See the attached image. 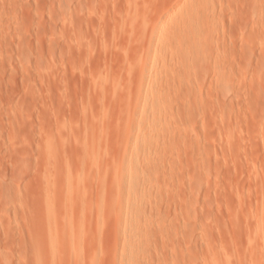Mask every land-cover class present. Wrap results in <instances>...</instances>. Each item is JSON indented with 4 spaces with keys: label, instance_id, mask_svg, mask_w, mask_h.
Returning <instances> with one entry per match:
<instances>
[{
    "label": "rangeland",
    "instance_id": "obj_1",
    "mask_svg": "<svg viewBox=\"0 0 264 264\" xmlns=\"http://www.w3.org/2000/svg\"><path fill=\"white\" fill-rule=\"evenodd\" d=\"M254 1L0 0V264H173L175 256L179 264H264V0H256L257 6ZM188 15L193 22L185 20ZM190 36L199 44L209 38L220 43L208 40L215 44L211 53L199 51L194 59L189 54V63L199 56L198 66L231 58V65L227 60L221 65L231 66L230 75L222 74L229 84L220 78L218 61V69L197 67L186 77L200 90L198 108L211 112L199 110L196 129L199 133L203 125V134L213 131V139L198 138L197 152L175 138L160 145L154 142L163 132L155 126L143 129L132 156L121 157L125 122L113 124L120 106L140 101L132 118L151 117L157 93L136 85L142 81L151 87L161 77L168 78L160 88L178 97L171 79L177 69L173 49L182 43L185 49ZM174 41L181 43L175 47ZM208 41L198 50H208ZM167 50L175 53L172 61ZM149 56L154 58L150 69L138 74L142 58ZM105 82L116 95L105 94ZM224 83L230 90L226 94L222 88L223 95ZM98 86L105 96L98 97ZM167 97L158 105L175 108L186 101ZM221 103L229 113L219 111L226 109ZM203 113L212 116L210 129ZM227 113L229 125L223 122ZM108 125H113L112 138ZM99 127L105 137L95 142L92 134ZM201 130L197 137L202 138ZM90 135L94 141L86 139ZM68 188H76L78 198ZM141 190L152 191L159 216L145 213L126 225L122 216L133 208L130 197ZM43 198L46 208L47 201L54 204H48L53 215ZM77 201L88 203L87 213ZM71 205L73 211L84 208L72 215ZM152 225L158 228L153 251H128L125 234L134 236L138 227ZM164 238V246L177 250L167 252Z\"/></svg>",
    "mask_w": 264,
    "mask_h": 264
},
{
    "label": "bare ground",
    "instance_id": "obj_2",
    "mask_svg": "<svg viewBox=\"0 0 264 264\" xmlns=\"http://www.w3.org/2000/svg\"><path fill=\"white\" fill-rule=\"evenodd\" d=\"M215 3L217 2V1H220V0H213ZM256 1V0H255ZM254 1V3H255V6H257V4L258 3H260V1L258 2V0H257V2H255ZM264 2V1H263ZM254 3H253V5H254ZM216 4H218V2L216 3ZM215 5V4H214ZM214 5H211V6H214ZM219 5V4H218ZM252 5V6H253ZM260 5L261 4H259L258 5V7H257V9L260 7ZM210 6V7H211ZM216 6V5H215ZM251 6V7H252ZM209 8V7H208ZM216 8H218V6L216 7ZM216 8L215 7H212V8H210V9H208L210 12V17H213L215 14V11L214 10H216ZM260 8H262V6L260 7ZM219 9V8H218ZM211 10H213L214 11V13H213V11H211ZM203 11H205V10H203ZM201 12L200 11V16L202 15L201 13H203L204 15H205V12ZM259 12L260 11H262L261 9L260 10H258ZM197 13V12H196ZM196 13H194L196 16V18H198V13L196 14ZM212 13V14H211ZM219 13V12H218ZM261 13V15H262V12H260ZM193 14V15H194ZM214 14V15H213ZM193 15H191V17L193 16ZM211 15H213V16H211ZM218 15V14H217ZM216 15V16H217ZM260 16V15H259ZM190 16L188 15V17L185 19V20H189L190 18H189ZM194 17V20H197L196 18ZM218 17V16H217ZM189 18V19H188ZM215 18V17H214ZM219 18V17H218ZM213 19V18H212ZM217 19V18H216ZM260 19V18H259ZM191 20H192V22H193V18L192 19H190V22H191ZM219 20H221L220 18L219 19H217V21H219ZM215 21V20H214ZM217 21H215L216 22V24H218L219 22H217ZM189 22V23H190ZM212 22H213V20H212ZM183 25H187L186 23L185 24H183ZM183 25H182V28H183ZM173 32H171V34H172ZM224 33V32H223ZM172 35H174V34H172ZM200 36V35H199ZM197 38V39H196ZM173 39V38H172ZM174 39H175V37H174ZM186 39V38H185ZM199 38L198 37H196V36H190V38H189V40H187L186 39V42H184V43H186L185 45L187 46H185V49H182L183 48V43H182V45H180V47H177V45L178 44H180L181 43V41L176 45V42H175V45H173V42H171L172 44H171V47L172 46H175V47H177V49H173L174 51H175V53H177L176 54V60L174 59V58H172L171 56H173V54H174V56H175V53H173L172 54V52H174V51H172V52H170L171 50H172V48L170 49V51L169 50H167V52L169 53V56L171 57V61L173 60L174 62V64L177 66V67H174L176 70H175V72H173V74H171V79H172V81L174 82V83H176V88H175V95H177L178 97H176V96H173V95H170V94H168V92H171V91H168V92H166V91H164V90H162L160 87L163 85V83L164 82H166L165 80L168 78V77H166V78H160V79H156L154 82H153V84H152V86L151 87H149V86H146V85H143L142 86V81H139V82H137V85H136V88H138V89H142V90H145L146 92L147 91H152L153 92V90L157 93V100H156V102H157V104H155V102H152V104H151V110L153 111V114H152V116L151 117H149L148 119H139V118H132V117H134V116H136L135 114H136V112L138 111V108H137V106H139V102L140 101H135L134 103H133V105H131V103H130V101H128L126 104L124 103V104H122L120 107H122L123 109H121L122 111H119L118 113H119V117H118V114H116V116H115V119L113 120V119H110L108 122H109V124L111 123V121L113 120V121H115V123H113V124H117L116 122L117 121H120V122H125L124 123V127L126 128V131L127 132H124V133H126L125 134V138L123 137V139L124 140H122L123 141V149L121 150V157H127V158H129L130 156H132L133 155V153H134V149L137 147V145H138V143H139V137L142 135V133L144 132V131H146V130H149V129H152L153 127H155V126H158V128H160L161 129V131L163 132L162 133V135L161 136H159V137H157L156 138V141L154 142V143H158V144H164L166 141H168V140H170V138H175L178 142H182V143H184V145L186 146V147H188L190 150H194V147H195V149L197 148V144L198 143H202V142H198L199 140H198V138H200L201 140L203 139V143H204V140L205 141H207L206 140V138L208 139V137L210 138V141H211V138L213 137V134H211V132H213V131H209L210 133H208V134H211L210 136H207L208 134L207 133H205L204 132V134H203V125H202V127H201V124H200V130H201V128H202V130H201V134H203V136H202V138H201V136L200 137H197V133H198V131H197V129H199V127L197 126L198 125V123L202 120L201 118H199V116H201L202 114V111H204V113H206L207 112V110L205 111V109L204 110H202L203 109V107H205V106H203L202 107V111L200 110V108L201 107H199L198 108V106H200L201 104H199V102L201 101V98H200V96L201 95H199L198 93L200 92V90H199V92L197 91V89H195L196 87L194 86V84H193V86H192V84H190V82H188L187 80H186V77H188V75L189 74H193L194 73V71H195V69L197 68V67H202V66H204V68H201L202 70L203 69H206L205 67H208L209 66V68L211 69V65H213V61H211V60H209L208 58H206V60H205V62H204V60H203V62L204 63H206V62H208L207 60H209V62L208 63H206L207 64V66L205 65V64H203V65H200V66H198V62L200 61H202L201 60V58L202 57H200L199 56V58L198 59H200V60H198V62H195V60H194V62H193V60H192V62H190L189 63V61L191 60H188L189 58H191L192 56H193V59H194V56L195 55H193L194 53L195 54H197V52H199V51H201L200 53H198L199 55H201L202 53H203V51H206V52H209V53H211L210 52V49L212 48V46H214V45H212V44H210L209 45V41L208 40H206V41H208L207 43H206V46L208 45V47H209V51L208 50H205V48H207V47H205V46H203V47H205V48H203V47H199V50H198V48H197V46H198V44L200 43V41L198 40ZM213 39V38H212ZM216 39H218V38H216ZM214 40V39H213ZM219 40V39H218ZM198 41V42H197ZM205 41V42H206ZM219 41H221V40H219ZM224 41V40H223ZM223 41L221 42V44L223 43ZM228 41H229V39H228ZM205 42H202L201 44H199L200 46H202V45H205L204 43ZM211 43L212 42H218V41H210ZM225 42V41H224ZM218 43H220V42H218ZM216 45H218V44H216ZM224 45H226V42L225 43H223L221 46H224ZM210 46H211V48H210ZM218 47V46H217ZM187 48V49H186ZM223 48V47H222ZM217 49V48H216ZM216 49L214 50V51H216ZM224 49V48H223ZM178 50V51H177ZM185 50V51H184ZM198 50V51H197ZM219 50V49H218ZM187 52V53H186ZM168 53H166V54H168ZM192 55V56H190L189 58H187V56L188 55ZM173 56V57H174ZM198 56V55H197ZM202 56H203V54H202ZM221 58H223V56H220ZM220 57H219V59H220ZM226 58L227 57H229V56H225ZM196 58V57H195ZM218 58V57H217ZM217 58H216V60H217ZM226 58H224V60L226 59ZM205 59V58H204ZM210 59H212L211 57H210ZM218 59V60H219ZM188 60V61H187ZM217 60V61H218ZM222 60V61H221ZM220 61H218V62H221V64H220V73L219 74H221V77L220 78H222L223 77V72H225V73H228L229 75H230V73H229V71L231 70V66H227V68L228 67H230L227 71H226V69L224 70V68L222 69V67H221V65H222V63H223V59H221ZM227 60V59H226ZM225 60V61H226ZM228 60H230L231 61V58H228ZM228 60L226 61L227 63H229V65H231V62H228ZM142 61H143V66L138 70V74H144V73H146L149 69H150V66L153 64V62H154V58L152 57V56H149V57H144V58H142ZM210 61H211V64H210ZM217 61H215L216 63H217ZM224 61V63H225V65H228V64H226V62ZM213 62V63H212ZM216 63H215V65H213V66H217L216 65ZM224 63H223V66H224ZM173 64V65H174ZM202 64V63H201ZM174 65V66H175ZM212 66V67H213ZM219 67L217 66V69H218ZM201 69H199V71L201 72ZM209 69V70H210ZM214 69V68H213ZM209 70H206V71H209ZM215 70H216V68H215ZM221 70H222V73H221ZM219 71V70H218ZM202 72H204L205 73V70L204 71H202ZM214 72V70H212V74H214L213 73ZM217 72V71H216ZM231 72V71H230ZM208 73V72H207ZM206 73V74H207ZM212 74L210 75V73H209V75L212 77ZM215 74H218V72L217 73H215ZM218 74V75H219ZM185 75H187V76H185ZM208 74H207V76H209ZM217 75V76H218ZM227 75V74H226ZM184 77H185V79H184ZM226 77H228V79L230 78L228 75L226 76ZM215 79H218L217 77H216V75H215V77H214ZM212 79V78H211ZM210 80V79H209ZM220 80V79H219ZM223 80H225V78L223 77ZM222 80V81H223ZM211 81V80H210ZM226 81H228V82H226ZM107 82V81H106ZM105 82V83H106ZM224 82H226L227 84H229V80H225ZM108 83V82H107ZM103 84V86H107L106 87V91L104 90V92H105V94H106V92L108 93L109 91H113L114 89L112 88V89H110V90H108L107 91V88H108V84ZM97 84V83H96ZM100 84V83H99ZM102 84V83H101ZM227 84H223V85H225V86H222L221 87V91H219V92H221L223 95H224V93H226V92H228L227 91V89L228 90H230V88H228L229 86H227ZM92 85H93V83H92ZM94 85H95V83H94ZM93 85V86H94ZM200 86V85H199ZM198 86V87H199ZM101 87V86H100ZM109 87H110V84H109ZM98 88V90H99V92L98 93H100V95L98 94V97L100 96V97H102V96H105V94H104V92H103V94L104 95H102L101 96V92H100V90H102V89H99V86L97 87ZM200 88V87H199ZM222 88L224 89L223 91H224V93L222 92ZM109 89V88H108ZM93 90H94V88H93ZM116 91V90H115ZM151 92V93H152ZM230 92V91H229ZM115 92L113 91V96L114 95H116V93L114 94ZM95 94V93H94ZM93 94V95H94ZM111 94H112V92H111ZM199 95V100L200 101H198L197 99H196V95ZM227 94V93H226ZM226 94H225V96H226ZM112 96V95H111ZM167 96H171L172 98H180V100L182 99V97H183V99H185L186 101L184 102V100H183V103H180V104H178L175 108H173V106L170 108V106L168 105V106H160V105H158V102H163V100H164V97L165 98H168ZM181 96V97H180ZM103 99V98H102ZM99 101L101 100L100 98L98 99ZM102 101V100H101ZM196 101H198V103H196ZM171 102V101H170ZM226 103H227V101H226ZM226 103H224V106H223V103H221V108H223L224 107V109H225V111H222V109H220L219 111L221 112V113H226V111L228 112V107H226ZM171 104H172V102H171ZM197 104H199V105H197ZM230 103L228 102V104H227V106L229 105ZM123 105H125L124 107H123ZM84 106V105H83ZM202 106V105H201ZM86 107V106H85ZM100 107H102L101 105H100ZM120 107H119V109H120ZM208 106H206V109H208L207 108ZM211 107V106H210ZM82 108V107H81ZM89 108V107H88ZM101 109V108H100ZM223 109V110H224ZM99 110V109H98ZM103 110V109H102ZM101 110V111H102ZM199 110H200V112H199ZM81 112L83 111V110H80ZM85 111V110H84ZM88 111H90V110H88ZM101 111H99V112H101ZM209 111H210V109H209ZM211 111H213V109L211 110ZM99 112H97V114L96 115H98L99 114ZM82 113H84V112H82ZM204 113H203V115H204ZM229 113V112H228ZM228 113L226 114V116L228 115ZM85 114H86V112H85ZM88 114V113H87ZM86 114V115H87ZM90 114V113H89ZM199 114H201V115H199ZM206 114H208V115H210L211 114V112H210V114H209V112L208 113H206ZM204 115V116H208V115ZM222 115L223 117L225 116V115ZM82 115V114H81ZM95 115V112H91V114H90V116H92V118H93V116ZM101 115H102V112H101ZM212 115H213V113H212ZM99 117H98V119L101 117L100 115H98ZM104 116V114L102 115V117L101 118H104L103 117ZM225 116V117H226ZM229 116V115H228ZM228 116L226 117V119H224L223 118V122L225 121L227 124L229 123V122H227V121H229L228 119ZM212 117V116H211ZM211 117H209L208 116V119H207V117L204 119L205 121H206V123H205V121H204V123L205 124H207L208 125V121L207 120H209V118H211ZM214 117V116H213ZM83 120H85L84 118H83V116L81 117ZM228 118V119H227ZM97 119V120H98ZM199 119H200V121H199ZM212 119V118H211ZM117 120V121H116ZM227 120V121H226ZM211 121V120H210ZM120 122H118V124L120 123ZM224 122V123H225ZM201 123V122H200ZM112 124V123H111ZM99 125V124H98ZM100 125H101V123H100ZM206 125V128H208L209 127V129H210V122H209V125L207 126ZM229 125V124H228ZM104 125H102V127H103ZM111 126H113V125H111ZM111 126H109L108 125V127L110 128H108V130H110V131H108L109 133L107 134L108 136H110L111 137V132H113L112 130H111ZM197 126V127H196ZM213 126V130H215V125H212ZM102 127H99L100 129V132L99 133H97V131H98V129L96 130V133L97 134H92V133H90V134H92V135H94L93 137L96 139V141L95 142H97V138L99 137V138H102L103 136V133L101 132L102 131ZM115 128V127H114ZM197 128V129H196ZM226 128H227V125H226ZM113 129V128H112ZM117 129H118V127L116 128V133H117V136L120 134V132H119V129H118V131H117ZM143 129H144V131H143ZM70 130H72V129H70ZM78 130V129H77ZM84 130V129H83ZM107 130V129H106ZM115 130V129H114ZM200 130H199V133H200ZM75 131V130H74ZM73 131V132H74ZM205 131V130H204ZM83 132V131H82ZM93 132V131H92ZM107 132V131H106ZM77 133V132H76ZM101 133V134H100ZM119 133V134H118ZM196 133V134H195ZM198 133V134H199ZM214 133H215V131H214ZM68 134V133H67ZM72 134V133H71ZM106 134V133H105ZM74 135V134H73ZM72 135V136H73ZM77 135V134H76ZM84 135H85V133H84ZM115 135V134H114ZM113 135V136H114ZM66 136H68V135H66ZM71 136V137H72ZM87 136V135H86ZM100 136H102V137H100ZM194 137L195 136V138H197V141H196V139H195V141H193L194 139H191V137ZM199 136V135H198ZM205 136V138H203ZM207 136V137H206ZM70 137V136H69ZM78 137H80V135L78 134ZM77 137V138H78ZM81 137H82V135H81ZM80 137V138H81ZM85 137V136H84ZM89 137V136H88ZM90 137H91V135H90ZM86 138V139H93V137H91V138ZM97 137V138H96ZM105 137V136H104ZM104 137H103V139H104ZM79 138V139H80ZM83 138V137H82ZM82 138H81V140H82ZM112 138V137H111ZM85 139V140H86ZM107 139V138H106ZM118 139V138H117ZM213 139V138H212ZM111 140V139H110ZM91 141V140H90ZM89 141V142H90ZM93 141H94V139H93ZM101 141H102V139H101ZM112 141H113V139H112ZM118 141V140H117ZM209 141V142H210ZM106 143H108L107 141H105ZM111 142V141H110ZM119 142V144H120V140L118 141ZM197 142V143H196ZM100 143V142H99ZM113 143V142H112ZM115 143V142H114ZM113 143V144H114ZM206 143V142H205ZM111 144V143H110ZM112 144V145H113ZM118 144V143H117ZM118 144V146H120ZM83 145V144H82ZM85 146V145H84ZM117 146V147H118ZM122 146H120V147H122ZM114 148V147H113ZM99 149H101V148H99ZM102 149H104V147L102 148ZM117 149V148H116ZM81 150H83V148L81 149ZM115 150V149H114ZM75 151V150H74ZM101 151V150H100ZM198 151V149H196V152ZM70 152V151H69ZM73 152V151H72ZM71 152V153H72ZM103 152V151H102ZM192 152V151H191ZM74 153V152H73ZM101 153V152H100ZM176 154V152H172V155L173 154ZM70 154V153H69ZM78 154V153H77ZM76 154V155H77ZM80 154V153H79ZM64 155H66V154H64ZM74 155V154H73ZM72 156V155H71ZM72 158V157H71ZM75 158V157H74ZM77 159H78V157H76ZM69 159V158H68ZM73 159V158H72ZM72 159H71V161H72ZM193 178V177H192ZM190 180H191V178H190ZM104 189V188H103ZM66 190V189H65ZM64 190V191H65ZM69 190V194L70 195H73L74 193L72 192V190H76L75 191V194L73 195L74 197H77V196H75L76 195V192H77V194H78V190L75 188V189H67L66 191H68ZM195 189H193L192 188V191L190 192V194H192L193 193V191H194ZM65 191V194H67L68 192H66ZM72 193V194H71ZM80 191H79V199H80ZM69 194H67L66 196H68V197H71V199H72V196H69ZM157 194V193H156ZM82 195H84V193L82 192ZM149 195H152V191L151 190H146V191H144V190H141V191H139V192H137L136 194H133L131 197H130V199H132V203H133V208H132V210H131V212L129 213V214H126V215H121L122 216V218L124 219V221H126L125 223H127L126 225H129V224H131V222H136L137 220H141V218L142 217H144V215H145V213H152V212H154V214L156 213L157 215V217L159 216V212L157 213V212H155L156 210H158L159 208H158V206H155V205H153L152 204V202H151V198H150V196ZM153 195H154V192H153ZM56 196V195H55ZM45 197V196H44ZM46 197H47V200H48V198H49V196L48 195H46ZM67 197V198H68ZM84 197V196H83ZM78 198V197H77ZM82 198V197H81ZM84 199V198H83ZM43 200H44V203H45V206H44V208H45V210H47V211H49L50 212V210H48V208H49V206H48V204L50 205L51 203H49L48 201H47V207L48 208H46V202H45V199L43 198ZM64 200V199H63ZM79 203V205L80 204H82L83 205V203H82V201H81V203L79 202V201H77L76 202V204H78ZM62 206H64V201L62 202ZM73 204V203H72ZM76 204L74 203V207H76ZM85 204H87V207H88V203L86 202H84V207H85ZM50 206H52V205H50ZM53 206H54V204H53ZM53 206L51 207V208H53ZM78 206V205H77ZM155 206V207H154ZM65 208H67V206H64ZM64 207H62V208H64ZM84 207H80V206H78L77 208L79 209H81V211L83 210L82 208H84ZM87 207H85V212L87 213L88 211H86V210H88V208ZM65 208L64 209H62L63 210V212L65 211ZM71 208H72V211H71V214H72V212H74L75 213V215H76V211L78 210V209H75L74 208V211H73V207H72V205H71ZM87 208V209H86ZM50 209V208H49ZM69 207L67 208V211L69 212ZM81 211H80V213H81ZM104 211V210H103ZM106 211V210H105ZM51 213V212H50ZM79 213V212H78ZM84 214L85 216L87 215V214ZM103 213V215H105L104 214V212H102ZM49 214V213H48ZM52 214V213H51ZM50 214V215H51ZM54 214V213H53ZM52 214V215H53ZM66 214H67V216H68V213L66 212ZM65 214V215H66ZM69 214H70V212H69ZM82 214V213H81ZM153 214V213H152ZM152 214H149V215H152ZM153 214V215H154ZM52 215H51V217H52ZM73 215V214H72ZM103 215H101V216H103ZM152 215V216H153ZM78 217H80L81 215H77ZM151 216V217H152ZM155 215H154V217H156ZM82 217V216H81ZM120 216H118V218H119ZM83 218H86V217H83ZM122 219V220H123ZM158 219V218H157ZM121 220V219H120ZM124 221H123V223H124ZM156 222H158L160 225H163L162 223H164L163 221H160V218L158 219V221H156ZM162 222V223H161ZM122 223V224H123ZM120 224V223H119ZM158 224V225H159ZM184 225H183V228L185 227H187V223H183ZM158 225H155V226H158ZM154 225H152L151 227H144V228H141V227H138L136 230H135V234L136 235H127V234H125V237H128L127 238V248H128V251H132V250H135V249H139V248H143V247H148L149 248V250L151 251V248H152V245H151V242H152V238L153 237H155L156 239H157V234L154 236V231L156 232V229H158L157 227L156 228H154L153 227ZM159 227V226H158ZM189 227V226H188ZM191 227V226H190ZM160 228V227H159ZM155 229V230H154ZM194 229H196L195 227H194ZM194 229H192L191 228V230H192V232L193 231H195ZM191 230H190V232H191ZM130 231H127L126 233H129ZM158 232V231H157ZM194 233V232H193ZM196 233V232H195ZM192 235H195V234H191V237H192ZM193 238H195L194 236H193ZM154 239V238H153ZM155 240V239H154ZM164 241V243L163 244H161V246H163V248L167 251L168 249L170 250V252H172V251H176L177 249V247H174V246H164V245H166L168 242L167 241H165V238L163 239ZM192 240V239H191ZM52 243V242H51ZM166 243V244H165ZM53 245V244H52ZM170 245V244H169ZM153 246H154V248L157 246L155 243H153ZM161 246H160V248H161ZM153 248V249H154ZM157 248V247H156ZM155 251L153 252V253H155L156 252V249H154ZM161 250V249H160ZM180 250V249H179ZM153 251V250H152ZM151 251V252H152ZM165 251V252H166ZM263 251V250H262ZM157 252H158V250H157ZM157 252H156V254H157ZM168 252V251H167ZM176 255V254H175ZM261 256H264V253L261 255ZM179 259H177V257L175 256V259L173 260V264H179L180 262L178 261ZM196 261V260H195ZM179 262V263H178ZM182 264V263H181ZM196 264H197V261H196Z\"/></svg>",
    "mask_w": 264,
    "mask_h": 264
}]
</instances>
